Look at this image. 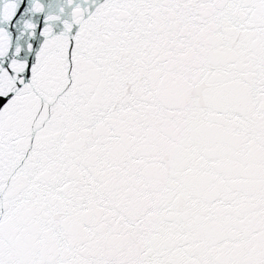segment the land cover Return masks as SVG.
<instances>
[{
	"label": "snow or ice",
	"instance_id": "obj_1",
	"mask_svg": "<svg viewBox=\"0 0 264 264\" xmlns=\"http://www.w3.org/2000/svg\"><path fill=\"white\" fill-rule=\"evenodd\" d=\"M0 264H264V0H0Z\"/></svg>",
	"mask_w": 264,
	"mask_h": 264
}]
</instances>
